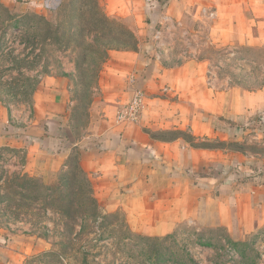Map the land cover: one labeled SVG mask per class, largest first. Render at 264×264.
I'll return each mask as SVG.
<instances>
[{
  "label": "crops",
  "instance_id": "0c3cea01",
  "mask_svg": "<svg viewBox=\"0 0 264 264\" xmlns=\"http://www.w3.org/2000/svg\"><path fill=\"white\" fill-rule=\"evenodd\" d=\"M98 1L137 39L134 51H109L115 92L102 119L73 136L69 92L50 76L35 90L30 114L11 117L0 106V148L22 149V167L39 176L67 169L75 156L103 209L122 211L134 232L186 225L240 242L264 228V88L219 90L204 60L168 61L176 33L206 27L209 36L230 38V13L256 0ZM40 2L0 0V19L39 12ZM136 89L144 93L138 121L116 123Z\"/></svg>",
  "mask_w": 264,
  "mask_h": 264
},
{
  "label": "rangeland",
  "instance_id": "374dc122",
  "mask_svg": "<svg viewBox=\"0 0 264 264\" xmlns=\"http://www.w3.org/2000/svg\"><path fill=\"white\" fill-rule=\"evenodd\" d=\"M258 1L230 13V38L209 36L206 27L184 36L176 33L168 61L204 60L208 82L219 90L264 88V0ZM103 6L98 0H62L54 11L38 8L17 14L43 17L48 35L40 23L5 27L0 20V106L11 117L15 111L31 113L35 90L53 76L62 79L69 92L73 136H82L91 118L100 122L115 92V75L105 65L109 51L137 49H132L137 39L133 34L131 38L128 22L108 16ZM59 34L63 36L56 40ZM67 60L72 70L63 64ZM24 157L22 149L0 148V264H264L263 227L240 242L222 230L196 232L186 225L168 233L134 232L124 213L105 211L79 176L63 198L53 191L48 206L43 197H20L4 184L15 174L34 175L37 182L51 186H63L67 180L60 172L34 174L22 167ZM93 197L96 208L90 202Z\"/></svg>",
  "mask_w": 264,
  "mask_h": 264
},
{
  "label": "trees",
  "instance_id": "16d2710c",
  "mask_svg": "<svg viewBox=\"0 0 264 264\" xmlns=\"http://www.w3.org/2000/svg\"><path fill=\"white\" fill-rule=\"evenodd\" d=\"M0 20H1V22L6 23L5 27L6 26L16 27L18 25H22L23 23H25V24L31 23L30 26H33V24H36V27H37V23H40L46 27L45 28L46 29L45 35H48V32H49L48 21L43 19V17H38V15L35 13L22 14L20 16H18L17 14H14V13L6 14L4 16V18L2 17ZM1 35H4V33L0 34V39H1ZM63 35H64V33H63ZM63 35L62 34L57 35L56 40L60 39ZM77 35L83 36V34H80V32H78ZM132 37H133V35L131 33V38ZM41 39L43 41L45 39V36ZM24 42H26V41H24ZM132 43H133L132 49H135L136 48L135 38L133 39ZM31 46H32V44H31ZM33 93H34V91L32 92V94ZM31 104H32V100H31ZM59 172L62 175L61 177H67L66 182L62 183L63 186L46 185L42 181L37 182L36 181L37 179L35 178L34 175H33L34 177L33 176L28 177V176H25L24 174H15V177L13 179H8V180L5 179L6 181L4 184H5L6 188H8V189L10 188L14 194L19 195L20 197H24V198L28 197L29 199H36V198L42 199V197H43L45 199L46 206H48V203L51 202V200L55 197L53 191L57 190L62 195V198H63V195L66 194L67 189L72 192L73 187L71 185H73L72 183H74V185H75V181H76L75 177L76 176H79L80 179H82L86 182L88 193L90 192L92 194L93 188L91 185V181L87 177L85 172L80 168V166H78V164L76 162H74V164L70 165L67 169L61 170ZM38 188H39V190H37ZM4 197H6V195H4ZM0 199H2V196H0ZM90 202H91V204H93L95 206V208L97 207V205H98L97 200L94 197Z\"/></svg>",
  "mask_w": 264,
  "mask_h": 264
},
{
  "label": "built area",
  "instance_id": "2783aa9c",
  "mask_svg": "<svg viewBox=\"0 0 264 264\" xmlns=\"http://www.w3.org/2000/svg\"><path fill=\"white\" fill-rule=\"evenodd\" d=\"M144 5L149 6L156 0H141ZM62 0H41V8L45 11L56 10ZM144 106V93L136 89L132 92L129 100L120 106L115 112L116 123H134L138 121L140 112Z\"/></svg>",
  "mask_w": 264,
  "mask_h": 264
}]
</instances>
